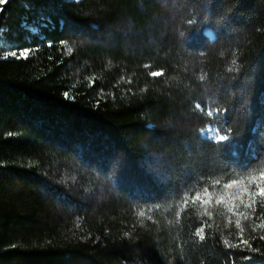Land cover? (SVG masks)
<instances>
[{"label": "trees", "instance_id": "16d2710c", "mask_svg": "<svg viewBox=\"0 0 264 264\" xmlns=\"http://www.w3.org/2000/svg\"><path fill=\"white\" fill-rule=\"evenodd\" d=\"M5 7L0 264H264L259 198L255 213L216 203L223 184L264 171V0ZM209 126L234 138L216 144Z\"/></svg>", "mask_w": 264, "mask_h": 264}, {"label": "snow or ice", "instance_id": "6c2138e0", "mask_svg": "<svg viewBox=\"0 0 264 264\" xmlns=\"http://www.w3.org/2000/svg\"><path fill=\"white\" fill-rule=\"evenodd\" d=\"M10 5V0H0V14L4 13L6 11V7L5 6H9ZM185 24L189 27L192 28V26L194 25H198L199 24V20L196 18L195 14H192L189 16V18H187L185 20ZM193 30V29H192ZM181 35H184V33L182 32ZM72 49L68 48V52H71ZM7 56L10 57H14L16 59H27L29 56V50L28 49H24V50H19V53L16 50H10L7 53ZM232 65L234 67H230L228 69L229 72H236L238 71V67H237V61L235 59L232 60ZM151 76L153 77H159L163 75L162 71H153L150 73ZM201 80L205 79L204 75L200 76ZM66 98H67V94H65ZM195 107L197 109H201V105L200 104H196ZM201 111H206V115L208 117H219V115L225 111L224 109H219L216 107H211V106H205L204 109H201ZM221 132H223V134H221ZM205 135L206 138L211 139L214 143L216 144H222L223 147H227V143L230 142L231 139H233L234 137H232V132H231V128L228 129H224V130H220L218 129L217 126H209L206 130H205ZM247 180H248V184L245 185V181L244 179H232L231 182L229 183H225L222 185V189L221 191H223L224 189H233L236 188V192L234 193V196L236 199H241V197L247 195L248 199L247 201H243L242 203L244 204L245 208H251L252 212L255 213L256 212V208L255 205L257 203V198H259V202L262 208H264V171H261L259 174V177H257V175L254 172H249L248 176H247ZM220 180L217 179L216 181H214V184H219ZM255 184V188H252V185ZM191 191V189L189 190ZM203 194H208V187L204 186L202 189ZM201 195L202 193L200 191H196L193 197V200H201ZM221 201L218 199L216 201L217 204H219ZM203 204H208L209 200H203L202 201ZM188 204V196L187 194H182L181 197V201L179 202V204L177 205V222H179V216H180V212L183 211V206H186ZM228 211L231 212L232 211V207L229 206L228 207ZM202 214H206L209 217L211 216V213L207 211V209L204 210V213ZM140 216H144L143 212L139 213ZM240 215H244L245 218L247 217L246 213H240ZM261 216L264 217V212L261 213ZM236 226L240 227V221L237 220L236 221ZM259 228H264V221H262L259 225H257ZM243 231V229H241V232ZM194 235L196 237L199 238L200 241H203L205 239L204 236V227H200L196 230V232L194 233ZM260 239L264 240V236H261ZM224 245L228 246V247H239V245H231L229 244V241L227 239H225L223 241ZM242 243L247 245L249 250L251 249V245L248 243L247 240H242ZM243 259L246 260H250L251 257H244Z\"/></svg>", "mask_w": 264, "mask_h": 264}, {"label": "rangeland", "instance_id": "374dc122", "mask_svg": "<svg viewBox=\"0 0 264 264\" xmlns=\"http://www.w3.org/2000/svg\"><path fill=\"white\" fill-rule=\"evenodd\" d=\"M74 1H80V0H74ZM203 135L206 138L205 132L203 133ZM207 139H209V138H207ZM209 140H211V139H209ZM247 184H248V180L245 181V185H247ZM252 188L253 189L255 188V184L252 185ZM235 192H236V188L224 189L223 191H221V199H220L221 202L220 203L224 204L227 208L229 206H231L232 210H233V208L236 207L237 204L242 203V200L247 201V199H248L247 195L241 197V199H236L234 196Z\"/></svg>", "mask_w": 264, "mask_h": 264}, {"label": "water", "instance_id": "95a60500", "mask_svg": "<svg viewBox=\"0 0 264 264\" xmlns=\"http://www.w3.org/2000/svg\"><path fill=\"white\" fill-rule=\"evenodd\" d=\"M208 33H209V32H208ZM208 33H207V35H208L209 37H211L212 39H214V36H213V34L211 33V34H212V36H210Z\"/></svg>", "mask_w": 264, "mask_h": 264}, {"label": "bare ground", "instance_id": "6f19581e", "mask_svg": "<svg viewBox=\"0 0 264 264\" xmlns=\"http://www.w3.org/2000/svg\"><path fill=\"white\" fill-rule=\"evenodd\" d=\"M210 36H211V34H210Z\"/></svg>", "mask_w": 264, "mask_h": 264}]
</instances>
